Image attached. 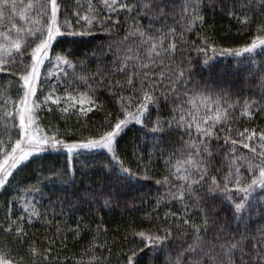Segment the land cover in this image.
Segmentation results:
<instances>
[{
    "label": "snow or ice",
    "instance_id": "6c2138e0",
    "mask_svg": "<svg viewBox=\"0 0 264 264\" xmlns=\"http://www.w3.org/2000/svg\"><path fill=\"white\" fill-rule=\"evenodd\" d=\"M201 6L202 0H182L178 30L176 7L169 9V0H76L71 11L67 0H0V137H7L0 138V191L18 192L19 185L12 187L16 172L46 153L57 152L67 163L43 179L61 186L58 202L69 208L94 202L100 209H111L121 203L122 193L154 179L147 165L133 170L119 153L122 135L130 125H140L154 134L153 149L159 150L166 169L161 179H155L157 205L174 202L173 207H180L178 212H166L163 219L148 213L132 228L128 234L138 240L122 252L120 264H140L145 249L164 251L165 264H264V228L257 230V237L247 226L233 228L217 211L227 207L234 219L244 223L245 210L264 204V127L244 126L233 133L231 123L237 119L238 106L239 117L248 121L264 113V96L259 103L245 100L241 105L232 100L234 93L215 81L196 80L195 74L189 78L192 61L184 59L187 33L198 37L191 46L203 54V66H210L218 51L208 35L197 31L205 22ZM230 11L235 15L236 9ZM239 13L241 31L251 36L243 47L220 48L219 53L244 56L241 63L255 62L259 56L264 65V0H243ZM125 24V34L113 41V33ZM96 33L108 37L112 59L108 66L98 57L92 72L87 59L77 56L66 41L72 38L76 44L77 38L83 42ZM98 51L100 57L105 55L102 46ZM53 62L63 66L55 83L47 71ZM195 62L201 66L199 58ZM105 92L112 102L110 110L102 99ZM44 110L65 114L66 121L75 117L78 126L98 112L105 119L99 131L77 136L70 134L69 127L42 125ZM96 154H106L110 182L102 190L81 192L74 187L73 162L83 158L86 165L88 157ZM160 188L164 195H159ZM29 191L43 195L42 182ZM34 200V196L25 200L19 214L9 207L0 217V264H59V255L53 253L58 243L66 247L65 232L77 244L93 232L90 227L82 231L79 224L71 229L65 223L46 236L47 243L34 236L29 239L28 228L34 221L53 223ZM123 203L127 206L129 201ZM93 222L94 234L79 259L73 258L74 264H111L112 250L102 238L109 230Z\"/></svg>",
    "mask_w": 264,
    "mask_h": 264
},
{
    "label": "trees",
    "instance_id": "16d2710c",
    "mask_svg": "<svg viewBox=\"0 0 264 264\" xmlns=\"http://www.w3.org/2000/svg\"><path fill=\"white\" fill-rule=\"evenodd\" d=\"M243 2V0H240ZM240 2L237 0H202L201 15L204 17V24L202 29L198 27L197 31H201L202 34L208 35L212 41L217 45V53H215L214 60L209 61L210 66H203V54L197 53L191 46L192 41L198 39L195 32L187 33L188 44L185 45L184 59L191 60V69L188 71V76L191 79L195 74V79L211 80L222 85L232 95V100L239 101L242 105L245 100L257 101L259 103L262 96H264V65L260 63V57H255V62L248 61L241 63L244 56L235 57L233 55H221L219 53L220 48H241L246 40H249L251 33H244L241 31L242 25L236 19L239 13ZM182 0H169V9L173 5L176 7V20L179 30L180 16L179 6ZM69 11L75 6L76 0H67ZM232 9H236L235 15L231 14ZM143 23H147L144 19ZM171 18L169 23H171ZM7 24V20L3 21ZM127 24L122 25L118 33H113L112 40L119 41L125 34V28ZM77 43H72V38H68L66 41L69 49L75 48L76 55L81 59H87V67L90 71L94 72L97 68V60L102 59L105 64L110 66L112 54L107 49L108 37L104 33H96L95 37L83 38V42H79L80 38H77ZM102 46L105 50V55L100 57L98 47ZM96 52V55L93 53ZM259 52V49L257 50ZM209 55H213L209 53ZM245 56L248 54H244ZM197 58L200 59V67L196 65ZM53 67H55L53 69ZM62 67L57 68L55 62L50 66L47 71L49 79L52 83H55L57 79L63 75ZM103 67V65H102ZM45 69H42L44 73ZM71 71V70H69ZM79 73V68H77ZM102 91V90H101ZM11 98L14 99L15 95L12 93ZM102 99L105 102L106 108L109 110L112 108V102L108 93H104ZM164 101L162 100V104ZM11 107V99L9 102ZM171 107V105H169ZM237 119L232 123L233 133L236 129L242 130L244 126L252 127H264V113H257L251 121L247 118H240V107L235 109ZM43 117L41 124H48L51 122L59 128L69 127L73 135L88 136L91 133L100 130V125L105 119L103 112H98L92 116V119L87 122L86 125L78 126L75 117L65 120L62 114L58 111L48 112L44 110L40 113ZM91 115V114H90ZM164 115H167L165 111ZM47 131V129H45ZM154 134L149 132L147 128L140 125H130L129 128L120 138L119 153L121 157L126 161L127 165L133 170H136L139 166L140 170H144L147 165L150 168V175L154 177L153 180L141 181L134 188L121 194V203L114 204L111 209H100L93 203H81L75 208H69L66 205H62L58 202V198L62 196L61 186L59 184L53 185L44 181V176L51 175L52 169H62L67 163L63 153L50 152L44 154L42 157L33 160L27 166L22 167L20 171L16 172V179L12 182V187L16 188L19 185V191L13 192L11 189L8 192L0 191V217H2L9 207L16 214H19L21 207L25 200H32L35 197L34 202L38 208L42 211L47 210L48 219L52 220L51 225H44L38 221H34L33 225L28 228L29 239L33 236L38 240H43L47 243L46 236H51L55 232L56 225L64 228L65 223L71 229H76L77 225H80L81 230L90 227L93 232L88 234L84 240L79 244L72 238L70 233L65 232L67 239L64 241L66 247H61L58 243L56 252L53 255H59V264H74L73 258L79 259L80 253L83 252L84 247L87 246L88 240L92 238L96 223L93 221L102 223L103 227L107 228V232L103 239L108 241V245L111 248V264H120L122 252L127 251L129 247L134 246L132 241L134 238L130 234L132 228H136L141 224L144 217L151 213L153 216L159 215L161 219L165 216L166 212L179 211V205L173 207V203H168L165 206L164 203L157 205L156 201V188L155 179H161L166 172L164 168V161L159 156V150L153 149L154 141L151 137ZM224 133H221L223 136ZM7 139V137H0ZM213 143H217L213 141ZM219 143H223L220 140ZM247 151V150H244ZM151 155V159H148ZM110 158V154H107ZM139 157V158H138ZM219 158V157H218ZM74 168L76 169L75 175V189L81 192L85 189L95 188L102 190L109 184L110 178L106 174L107 164L106 154H96L88 157L87 164L85 165L84 159L74 161ZM38 181H41L44 187L43 195L39 193H33L29 191V188L36 185ZM69 192L72 189L68 190ZM165 189L160 188L159 195H164ZM134 198V202H133ZM12 201H16L15 205H12ZM123 201H129L125 206ZM42 206V207H41ZM63 210V214L61 211ZM220 214L221 220H229L233 228H240L244 230L245 226L250 233L259 237L258 229L264 228V204L258 203L251 212L245 210L242 215L246 218L244 223L236 220L232 216V211L227 207H221L217 209ZM127 239H124L125 235ZM179 243V241H177ZM108 253L105 252V255ZM173 257L175 253H172ZM68 257V260H65ZM140 264H165V252L160 251L152 253L145 249V252L140 254ZM87 260V257H85ZM54 264L56 262L54 261Z\"/></svg>",
    "mask_w": 264,
    "mask_h": 264
},
{
    "label": "rangeland",
    "instance_id": "374dc122",
    "mask_svg": "<svg viewBox=\"0 0 264 264\" xmlns=\"http://www.w3.org/2000/svg\"><path fill=\"white\" fill-rule=\"evenodd\" d=\"M258 50V49H257ZM55 67H53V69H54ZM58 68V67H57Z\"/></svg>",
    "mask_w": 264,
    "mask_h": 264
}]
</instances>
